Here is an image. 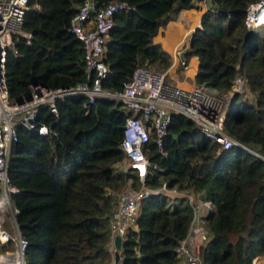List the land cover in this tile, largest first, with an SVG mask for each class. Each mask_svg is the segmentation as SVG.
I'll return each instance as SVG.
<instances>
[{
    "label": "trees",
    "instance_id": "1",
    "mask_svg": "<svg viewBox=\"0 0 264 264\" xmlns=\"http://www.w3.org/2000/svg\"><path fill=\"white\" fill-rule=\"evenodd\" d=\"M122 1L130 7L115 13L104 56L110 67L104 85L110 88H121L138 64L166 69L170 53L154 36L173 11L195 5V0ZM251 1L211 0L219 11L204 12L187 53L200 59L197 84L221 92L237 75L245 77L246 88L233 95L225 126L264 155V32L244 21ZM80 2L28 1L24 27L33 34L31 41L16 40L19 54L8 50L6 58L12 100L34 82L54 88L86 79L83 41L69 29ZM84 98L57 99L56 120L48 107L40 108L38 121L54 120L55 135L17 125L8 175L18 189L10 198L19 208L16 219L27 239L25 264H109L117 191L130 177L133 186L141 185L134 167L115 169L125 157L120 145L124 106L106 96L85 106ZM219 146L193 118L174 111L164 152L154 141L145 148L160 166H150L146 184L157 187L167 180L169 186L193 190L214 202L207 219L211 236L201 250L204 264H254L264 254V156L239 145L222 151ZM193 215L186 197L158 191L143 198L137 227L129 228L123 242L122 264H179L176 247Z\"/></svg>",
    "mask_w": 264,
    "mask_h": 264
},
{
    "label": "built area",
    "instance_id": "2",
    "mask_svg": "<svg viewBox=\"0 0 264 264\" xmlns=\"http://www.w3.org/2000/svg\"><path fill=\"white\" fill-rule=\"evenodd\" d=\"M28 1L0 0V264H25L27 239L16 219L19 208L10 198L11 192L18 189L10 182L8 175V162L17 139V125L37 129L43 135L57 134L54 120L38 121L40 108L48 107L56 120L59 117L57 99L71 95H84L85 106H89L98 97H114L127 111L120 144L125 157L115 164V169L120 171L134 167L138 170L141 185L133 186L130 177L126 187L118 194L111 216V245H114L116 233H121L124 241L129 228L137 227L143 198L161 191L172 197H186L193 205L194 215L189 230L176 247L180 264H204L201 250L211 236L207 219L213 214L214 202L207 198L200 199L191 190L169 186L167 180H163L157 187L147 185L146 175L150 166H160L150 160L145 148L150 141H154L159 151L164 152V138L168 133L171 115L178 111L193 118L208 138L220 143L219 151L239 145L259 154L255 147L233 136L225 126L233 95L246 88L245 77L237 75L230 88L217 92L205 84L195 83L192 87L181 85L169 80L166 70L138 64L121 88L106 87L104 79L110 67L104 56L109 30L115 24V13L130 5L122 0H110L103 5L98 0H81L71 17L69 29L83 41L86 79L54 88L41 82L31 83L29 89L21 95L23 100L18 103L8 94L6 58L8 50L15 55L19 54L16 40L23 38L27 43L31 41L33 34L24 27ZM195 2L205 11H219L211 0ZM244 21L248 27L264 26V0L249 2ZM199 26H202V22ZM181 62L186 64L184 56ZM3 242H11V245L1 247Z\"/></svg>",
    "mask_w": 264,
    "mask_h": 264
},
{
    "label": "crops",
    "instance_id": "3",
    "mask_svg": "<svg viewBox=\"0 0 264 264\" xmlns=\"http://www.w3.org/2000/svg\"><path fill=\"white\" fill-rule=\"evenodd\" d=\"M204 12L205 9L196 2L193 6L173 11L169 21L161 25L154 36V41L160 42L163 49L170 53L171 63L164 69L167 78L184 86L196 83L200 59L197 53L188 54L187 48L190 46L191 34L201 23ZM182 56L186 58V64L181 62Z\"/></svg>",
    "mask_w": 264,
    "mask_h": 264
},
{
    "label": "rangeland",
    "instance_id": "4",
    "mask_svg": "<svg viewBox=\"0 0 264 264\" xmlns=\"http://www.w3.org/2000/svg\"><path fill=\"white\" fill-rule=\"evenodd\" d=\"M258 29H260L261 31H263L264 32V26H258L257 27ZM156 36V35H155ZM156 69H158V68H156ZM158 70H162V69H158ZM164 70V69H163ZM169 79V78H168ZM170 80V79H169ZM186 86H188V87H192V85L191 84H186ZM213 90H216V89H213ZM217 92H220V91H218V90H216ZM222 92V91H221ZM250 96V98H251V96H253V94H252V92H251V95H249ZM252 145V144H251ZM254 149V148H253ZM252 149V150H253ZM258 151V150H257ZM257 155H260V156H264L261 152H259V154H257ZM126 185L127 184H124L123 186H122V188H120L118 191H117V194H116V196H118V194L126 187ZM192 192H194L193 190H191ZM196 193V192H195ZM197 194V193H196ZM197 196L200 198V199H203V197H201V196H199L198 194H197ZM179 197V196H178ZM172 203H174V201L172 202ZM11 245V242H9V243H7V245H6V247H9ZM111 248H112V258H111V262L109 263V264H112V261H113V258H114V248H115V245H111ZM122 261H123V259L119 262V264H122ZM254 264H264V254H262V255H260V256H257V257H255L254 258ZM180 264V263H179Z\"/></svg>",
    "mask_w": 264,
    "mask_h": 264
},
{
    "label": "water",
    "instance_id": "5",
    "mask_svg": "<svg viewBox=\"0 0 264 264\" xmlns=\"http://www.w3.org/2000/svg\"><path fill=\"white\" fill-rule=\"evenodd\" d=\"M23 100V97H18L16 99V102H21ZM214 213V212H213ZM123 237L121 235V233H116L115 234V238H114V258L112 261V264H119V262L123 259L122 256V246H123Z\"/></svg>",
    "mask_w": 264,
    "mask_h": 264
}]
</instances>
